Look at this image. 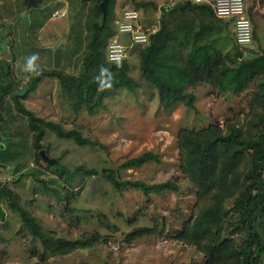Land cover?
<instances>
[{"label":"rangeland","instance_id":"rangeland-1","mask_svg":"<svg viewBox=\"0 0 264 264\" xmlns=\"http://www.w3.org/2000/svg\"><path fill=\"white\" fill-rule=\"evenodd\" d=\"M32 1L28 0L24 6L25 0H0L1 31L9 40L1 56L10 63L11 74L21 85L18 88L25 84L27 74L34 67H51L55 60L65 72L79 71L86 41L85 15L94 2L87 0L81 7L78 0H52L62 5L58 9H67V14L51 17L43 26L32 30L28 38L31 5L27 4ZM144 1L148 0H110L109 24L112 29L115 30L122 11L127 8L138 10L140 24L157 25L158 11L143 5ZM245 1L255 35L248 49H238L248 56L264 52V1ZM38 8L36 6L35 10ZM221 21L226 22L229 31L226 30L222 37H233L231 21ZM25 37L30 43H26ZM116 38L126 45L129 43L127 35ZM227 46L232 54L231 45ZM33 56L34 67L29 69L27 62ZM126 60L129 74L138 86L133 92L122 88L106 97V110L91 115L85 110L74 114L53 77L42 78L37 88L22 100L38 117L60 122L64 128L78 127L83 136L97 142L95 145H77L46 128L40 149H45L46 154L56 160L48 164L42 159H34L25 116L12 112L10 119L6 117L0 121V147L7 143L5 139L12 131L11 138L17 144L10 146L21 152L20 165L14 166L16 171L13 166L0 164L2 185L19 199L43 230L67 238L91 233L101 236V240L91 247L40 259L32 252L34 249L41 253L39 241L24 229L19 217L8 210L7 201L0 199L4 211V216L0 217V264H203L198 249L174 236L200 204L193 185L178 168L175 133L182 127L199 129L209 123L223 126L226 121L246 128L254 82L237 93H222L209 84H200L189 88L195 95L194 109L182 101L165 108L159 103L156 87L142 77L134 46H129ZM148 150L160 154V163L151 161L138 168H118L125 159ZM105 162L115 166L112 171L121 179H141L148 183L171 179L178 183L179 189L150 193L147 197L139 189L127 188L118 192L106 177L108 169L92 175L79 173L71 177L68 188L74 194L70 196L72 209H67L63 198L53 190L57 187L64 192L67 186L58 177V164L68 168L81 164L98 170ZM142 225L153 227L155 232L127 238L133 227Z\"/></svg>","mask_w":264,"mask_h":264},{"label":"trees","instance_id":"trees-1","mask_svg":"<svg viewBox=\"0 0 264 264\" xmlns=\"http://www.w3.org/2000/svg\"><path fill=\"white\" fill-rule=\"evenodd\" d=\"M25 1L24 6L28 0ZM85 1L87 2L78 0V3L82 7ZM99 2L100 0H94L90 11L85 15L86 41L80 57L79 71L65 72L56 65L59 64L58 60L53 61L54 65L51 67L36 66L27 74V80L22 85L26 86L27 90L22 96L16 95L15 87L21 85L11 74L10 63L1 56L9 40L1 31L0 24V121L6 117L10 119L13 116L12 112L26 117L34 149L33 155L37 161L41 159L39 150L43 146L40 140L46 128L77 145L97 143L83 136L78 127L64 128L60 122L36 116L25 106L22 100L37 88L42 78L56 79L74 114L85 110L91 115L99 110H106L107 105L104 101L106 97L112 96L122 88L133 92L138 86L129 74L126 57L116 62L106 59L108 42L124 34L117 33L116 28L112 29L109 24L110 0L106 6V19L102 24ZM28 4L27 6L31 5V9L26 37L30 38L29 33L43 26L45 21L51 18L52 12L62 5L52 0H33ZM142 4L154 5V1L148 0ZM36 6L39 7L38 10H35ZM208 9L211 23H215L218 35L216 38L212 37L214 27L212 24L207 30L199 29L192 37L191 50L183 57L180 56L182 53L173 50L175 48L169 41L168 32L162 27L150 34L148 43L134 45L139 57L141 75L145 81L156 87L159 103L165 108L182 101L194 109L195 95L189 88L200 84H209L222 93L227 91L237 93L254 82L249 101L250 110L246 115L249 117L246 128L235 122L226 121L223 126L209 123L199 129L182 127L176 131L178 168L193 185L195 197L200 204L193 215L175 231L174 236L176 240L198 249L202 253L203 264H263L264 52L248 53L250 56H244L243 51L238 49L239 45L234 35L222 37L223 30H227L226 22L216 17L210 7ZM247 16L251 20L248 13ZM252 31L254 40L253 24ZM206 36L207 38L210 36V39L207 40ZM26 37V43H30ZM228 44L234 50L232 54L228 51L230 49ZM248 47L239 48L244 50ZM9 134L10 136L5 139L8 144L0 147V164L13 166V171H16L17 167L14 166L20 165L21 152L11 147L16 145L17 141L11 138L12 131H9ZM12 149L14 151H11ZM151 161L160 163V154L150 150L144 151L125 159L118 168H138ZM58 169V177L66 182L67 186L64 192L57 187L53 190L63 198L66 208L72 209L70 198L74 192L68 187L71 186L73 176L79 173L97 174L98 170L81 164L68 168L60 163ZM106 177L118 192L127 188L139 189L147 197L150 193L176 192L179 189L178 183L171 179L154 183L141 179H121L112 170L107 171ZM35 178L44 182L43 179ZM0 199L7 201L8 210L16 214L24 229L39 241L41 253L34 249L32 252L40 259L91 247L101 240L97 233L67 238L43 230L39 221L2 185L1 181ZM3 216L4 211L0 206V217ZM111 226L110 223L109 227ZM154 232L153 227L136 226L130 230L127 238L133 239Z\"/></svg>","mask_w":264,"mask_h":264},{"label":"built area","instance_id":"built-area-1","mask_svg":"<svg viewBox=\"0 0 264 264\" xmlns=\"http://www.w3.org/2000/svg\"><path fill=\"white\" fill-rule=\"evenodd\" d=\"M167 6L188 2L195 5H208L213 14L222 19H229L233 25V35L239 47H247L252 42V23L246 13L245 0H152ZM67 9H57L52 12V18L64 17ZM139 12L133 8L124 9L117 22L116 30L119 34L128 36L126 45L116 37L112 38L106 47V59L116 62L124 59L129 46L148 43L149 36L155 32L154 27L143 28L139 24Z\"/></svg>","mask_w":264,"mask_h":264},{"label":"crops","instance_id":"crops-1","mask_svg":"<svg viewBox=\"0 0 264 264\" xmlns=\"http://www.w3.org/2000/svg\"><path fill=\"white\" fill-rule=\"evenodd\" d=\"M152 6L153 10L158 11L157 25H144L140 24L143 28L151 26L157 27V30L162 27L168 32L171 43L173 44V50H177L180 53H187L191 50L193 36L201 28L207 30L210 24L213 27L212 37L216 38L218 35L215 27V23H211V19L208 13V6L195 5L188 2L176 3L174 6H167L154 2ZM222 19V18H221ZM140 20V19H139ZM150 20V19H149ZM229 20V19H227ZM230 21V20H229ZM232 23V22H231ZM233 26V25H232ZM223 34L227 32L223 30ZM229 32V31H228ZM122 36V35H121ZM207 38V36H206ZM210 39L207 38V40ZM200 42L202 40H199Z\"/></svg>","mask_w":264,"mask_h":264},{"label":"water","instance_id":"water-1","mask_svg":"<svg viewBox=\"0 0 264 264\" xmlns=\"http://www.w3.org/2000/svg\"><path fill=\"white\" fill-rule=\"evenodd\" d=\"M107 2H108V0H100V2H99V7L101 9V14H102V24H104L105 19H106V6H107ZM26 90H27V87L26 86H22L20 89H16V95L22 96V95H24V93L26 92ZM1 146H2V144H1ZM39 154L41 156V159L44 162L48 163V164H52V163L56 162V160L54 158H51V157H49L46 154L45 149L39 150ZM114 168H115V166L110 165V164H108V163L105 162V163H103L98 168V171L101 172L104 169L113 170Z\"/></svg>","mask_w":264,"mask_h":264},{"label":"clouds","instance_id":"clouds-1","mask_svg":"<svg viewBox=\"0 0 264 264\" xmlns=\"http://www.w3.org/2000/svg\"><path fill=\"white\" fill-rule=\"evenodd\" d=\"M155 2V1H154ZM157 30V29H156ZM155 30V31H156ZM154 33V32H153ZM35 60V56H33V57H30L29 59H28V62H27V67L29 68V69H31L32 67H34V65H33V61Z\"/></svg>","mask_w":264,"mask_h":264},{"label":"flooded vegetation","instance_id":"flooded-vegetation-1","mask_svg":"<svg viewBox=\"0 0 264 264\" xmlns=\"http://www.w3.org/2000/svg\"><path fill=\"white\" fill-rule=\"evenodd\" d=\"M16 89H20V88H18L17 86L15 87ZM1 148H3V145L1 146ZM41 150V149H40Z\"/></svg>","mask_w":264,"mask_h":264}]
</instances>
